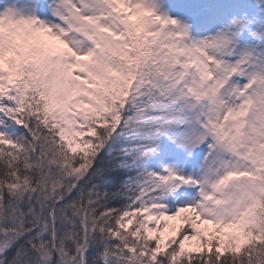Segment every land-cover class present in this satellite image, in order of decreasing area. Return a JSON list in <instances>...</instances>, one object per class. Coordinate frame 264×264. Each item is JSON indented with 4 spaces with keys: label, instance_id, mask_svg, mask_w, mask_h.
Masks as SVG:
<instances>
[{
    "label": "snow or ice",
    "instance_id": "6c2138e0",
    "mask_svg": "<svg viewBox=\"0 0 264 264\" xmlns=\"http://www.w3.org/2000/svg\"><path fill=\"white\" fill-rule=\"evenodd\" d=\"M0 264H264V0H0Z\"/></svg>",
    "mask_w": 264,
    "mask_h": 264
}]
</instances>
